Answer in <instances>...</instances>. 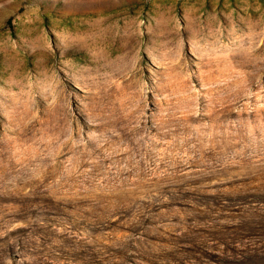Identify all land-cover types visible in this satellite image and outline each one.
Returning a JSON list of instances; mask_svg holds the SVG:
<instances>
[{"label": "rangeland", "instance_id": "374dc122", "mask_svg": "<svg viewBox=\"0 0 264 264\" xmlns=\"http://www.w3.org/2000/svg\"><path fill=\"white\" fill-rule=\"evenodd\" d=\"M0 264H264V0H0Z\"/></svg>", "mask_w": 264, "mask_h": 264}]
</instances>
